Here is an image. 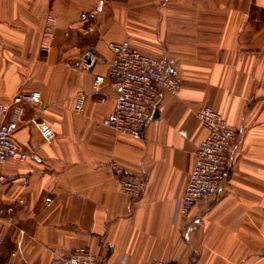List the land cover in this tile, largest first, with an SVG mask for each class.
I'll return each instance as SVG.
<instances>
[{"label": "crops", "instance_id": "obj_1", "mask_svg": "<svg viewBox=\"0 0 264 264\" xmlns=\"http://www.w3.org/2000/svg\"><path fill=\"white\" fill-rule=\"evenodd\" d=\"M99 1L0 0V123L16 121L32 153L0 164V264H49L78 249L100 264H264V0H103L99 30L83 37L81 13ZM125 39L181 76L141 139L102 125L117 94L109 43ZM33 91L41 105L13 102ZM204 105L239 132L232 171L216 199L175 217L206 135ZM113 162L145 179L140 198L122 190Z\"/></svg>", "mask_w": 264, "mask_h": 264}, {"label": "built area", "instance_id": "obj_2", "mask_svg": "<svg viewBox=\"0 0 264 264\" xmlns=\"http://www.w3.org/2000/svg\"><path fill=\"white\" fill-rule=\"evenodd\" d=\"M103 1L91 12L81 14V21L87 23L97 17ZM96 28L95 23L82 26L83 33L89 34ZM113 57L108 71L110 86L116 91L113 110L103 119L102 124L134 139L143 137L151 119L152 110L160 102L163 89L176 92L180 87L178 71L164 58L148 56L139 51L129 40L109 44ZM105 76L97 75L93 87L98 92ZM86 94H79L77 109H82ZM99 98V101H103ZM14 103L33 102L42 104L40 92H19ZM9 105L0 103V117L5 116ZM198 117L206 129V135L196 150V160L186 190L176 203L175 217H186L199 200H214L221 193L233 166L231 149L238 140L239 132L212 106L204 105L198 110ZM16 121L0 123V164L10 160L23 161L32 155L15 138ZM39 130L47 141L55 137L53 129L46 123L39 124ZM115 178L122 190L131 197H138L145 189L140 177L128 176L117 163L111 164ZM5 178L0 175V189ZM1 209V202H0ZM203 223L202 219L198 220ZM49 264H100L94 254L86 249L51 259ZM147 264H164L152 261Z\"/></svg>", "mask_w": 264, "mask_h": 264}, {"label": "rangeland", "instance_id": "obj_3", "mask_svg": "<svg viewBox=\"0 0 264 264\" xmlns=\"http://www.w3.org/2000/svg\"><path fill=\"white\" fill-rule=\"evenodd\" d=\"M100 1H103V0H100ZM100 1H99V2H100ZM96 5H97V4H96ZM96 5H95L90 11H87V12H91V11L96 7ZM82 13H84V12H82ZM82 13H81V14H82ZM99 13H100V12H99ZM98 17H99V14L97 15V17H96L95 19L90 20V21L87 22V23H83V22L81 21L83 24H81V26H80V28H79V31H80V34H81L83 37H85V36H87V35H89V34H91V33H94V32H96V31L99 30L100 24H99V22H98ZM80 19H81V16H80ZM90 23H95V24H96V28H95V30H94L93 32L89 33V34H85V33H83L81 27H82V26H85V25H88V24H90ZM125 40H129V39H125ZM122 41H123V40H122ZM129 41H130V40H129ZM130 42H131V41H130ZM110 43H111V42H110ZM110 43H109V44H110ZM131 43H132V42H131ZM138 49H139V48H138ZM139 51H140L141 53L145 54V55L151 56V55H149V54H146V53L142 52L140 49H139ZM153 57H154V56H153ZM156 58H157V57H156ZM179 77H180V85H181V76H180V74H179ZM32 103H33V102H32ZM199 109H200V108H199ZM224 117H225V116H224ZM102 125H103V124H102ZM103 126H104V125H103ZM52 140H53V139H52ZM195 160H196V159H195ZM114 163H116V162H114ZM111 164H112V163H111ZM110 167H111V165H110ZM232 167H233V166H232ZM232 167H231V169H230V172L232 171ZM124 171H125V170H124ZM230 172H229V174H230ZM189 177H190V176H189ZM140 178H142V177H140ZM142 179H143V178H142ZM188 180H189V179H188ZM144 181H145V179H144ZM187 183H188V182H187ZM186 186H187V185H186ZM145 188H146V181H145ZM185 190H186V188H185ZM144 192H145V189H144V191L141 193L140 196H138V197L135 198V197H131V196L129 195V197H131L132 199H138V198H140V197L144 194ZM184 193H185V191H184ZM126 194H127V193H126ZM183 195H184V194H183ZM183 195H182V196H183ZM180 198H182V197H180ZM180 198H179V199H180ZM179 199H178V200H179ZM178 200H177V201H178ZM199 201H201V200H199ZM199 201H198V202H199ZM196 204H197V202L195 203V205H196ZM195 205H194V206H195ZM194 206H193V207H194ZM193 207H192V209H193ZM192 209H191V211H192ZM191 211H190V212H191ZM188 215H189V214H188ZM188 215H187V216H188Z\"/></svg>", "mask_w": 264, "mask_h": 264}, {"label": "water", "instance_id": "obj_4", "mask_svg": "<svg viewBox=\"0 0 264 264\" xmlns=\"http://www.w3.org/2000/svg\"><path fill=\"white\" fill-rule=\"evenodd\" d=\"M93 60V51H89L84 57V62L89 66V68H91V66L93 65Z\"/></svg>", "mask_w": 264, "mask_h": 264}]
</instances>
